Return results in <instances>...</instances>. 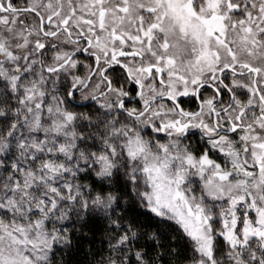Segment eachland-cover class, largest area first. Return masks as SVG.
Listing matches in <instances>:
<instances>
[{
	"label": "snow or ice",
	"instance_id": "snow-or-ice-1",
	"mask_svg": "<svg viewBox=\"0 0 264 264\" xmlns=\"http://www.w3.org/2000/svg\"><path fill=\"white\" fill-rule=\"evenodd\" d=\"M0 264H264V0H0Z\"/></svg>",
	"mask_w": 264,
	"mask_h": 264
}]
</instances>
